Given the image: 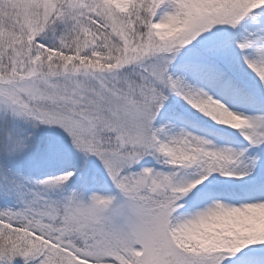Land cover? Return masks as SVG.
Listing matches in <instances>:
<instances>
[{"label": "snow or ice", "instance_id": "1", "mask_svg": "<svg viewBox=\"0 0 264 264\" xmlns=\"http://www.w3.org/2000/svg\"><path fill=\"white\" fill-rule=\"evenodd\" d=\"M0 264H264V0H0Z\"/></svg>", "mask_w": 264, "mask_h": 264}]
</instances>
